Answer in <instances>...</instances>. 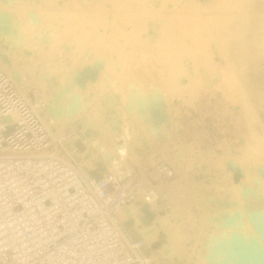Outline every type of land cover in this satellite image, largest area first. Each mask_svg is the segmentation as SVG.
Wrapping results in <instances>:
<instances>
[{
	"label": "rangeland",
	"instance_id": "1",
	"mask_svg": "<svg viewBox=\"0 0 264 264\" xmlns=\"http://www.w3.org/2000/svg\"><path fill=\"white\" fill-rule=\"evenodd\" d=\"M9 1L8 4V0H0V28L10 22L7 29L4 27L6 30L0 29V42L8 45L7 48L14 44L7 49V54L23 67L24 74H33L30 78H36L35 85L41 87L42 93L63 105L77 99L85 102L86 106H92L88 94L92 91L93 82L105 77L110 81L107 87L111 90L104 94L109 100L106 102L109 108L102 100L99 108L97 100L93 109L99 115L92 116L89 113L91 109L83 115L81 113L77 122L80 129L84 121L88 122L93 126L88 129V134L94 132L91 135L96 134L100 138L105 134L111 141L123 131L120 130L119 134L115 131L116 127L120 129L123 126L118 104L130 112L137 111L130 115L133 128L138 131L132 142L133 150L128 151L127 157L131 156V166L135 170L141 169L142 174L157 160L172 158L175 162L164 141L176 133L180 101L191 105L203 91L213 90L226 98L225 101L241 105L249 130L245 142L232 151L205 150L206 166L192 169L203 171V174H195L191 180L190 194L180 197L175 208H169L167 212L155 210L151 215L153 220L160 214L173 231L178 232L183 251L181 258L184 260L176 257L175 263L171 262L169 255L172 257L175 253L169 237L171 234L167 235L165 228H159L158 222L153 224L156 227H151L157 235L150 246L153 250L164 249L162 264H200V259L206 256L215 257L212 259L214 264H264V208L252 210L250 206L251 211L245 202L249 192V195H259L260 200H264L260 194L264 193V154L251 149L261 145L264 152V0ZM166 26L170 27L169 32ZM17 28L19 34L15 31ZM7 30L9 35L5 33ZM86 78L89 81H85ZM150 108L154 110L152 116ZM153 117L158 118L154 124ZM95 125H100L101 130H94ZM150 131L154 134L150 135ZM76 143L84 152L82 155L92 156L82 140ZM174 145L177 147L176 141ZM135 148L142 152V165L141 160L133 162ZM93 159L95 172L103 175L102 163L97 161L98 158ZM175 164L181 168L182 174L192 167V164ZM228 165L232 167L231 172ZM215 178L216 181L211 182ZM255 178L261 180L255 181ZM215 183L224 196L220 201L223 205L220 211L207 210L200 204L201 188L209 189ZM248 185L251 188L243 195V189L249 188ZM256 215L262 217L261 221L255 220ZM208 222L215 223L216 230L208 231L205 226Z\"/></svg>",
	"mask_w": 264,
	"mask_h": 264
},
{
	"label": "built area",
	"instance_id": "2",
	"mask_svg": "<svg viewBox=\"0 0 264 264\" xmlns=\"http://www.w3.org/2000/svg\"><path fill=\"white\" fill-rule=\"evenodd\" d=\"M36 82L27 80L23 88L0 67V264H157L153 247L132 235L118 212L138 198L166 212L175 208L190 194L195 174H203L192 169L206 166L204 151H232L249 131L239 103L203 91L191 105L180 101L178 128L164 141L175 162L157 160L142 174L127 157L121 169L96 177L91 175L95 159L73 156L83 153L77 140L88 149L80 124L59 123ZM101 100L109 108L104 95ZM118 106L128 127L136 112ZM106 145H111L108 140ZM175 163L192 167L182 174ZM201 192V206L222 210V196L206 194V187Z\"/></svg>",
	"mask_w": 264,
	"mask_h": 264
},
{
	"label": "bare ground",
	"instance_id": "3",
	"mask_svg": "<svg viewBox=\"0 0 264 264\" xmlns=\"http://www.w3.org/2000/svg\"><path fill=\"white\" fill-rule=\"evenodd\" d=\"M12 1V0H11ZM14 1V0H13ZM9 0H8V4H9ZM7 4V5H8ZM12 4V3H11ZM10 4V5H11ZM197 5V4H196ZM4 6V5H3ZM5 7H7L6 5H5ZM194 8V7H193ZM4 10V9H3ZM2 11V10H1ZM5 11V10H4ZM3 12V11H2ZM1 12V13H2ZM4 13V12H3ZM35 13V12H34ZM5 14V13H4ZM6 14H8V13H6ZM194 14H196V13H194ZM2 14H0V16H1ZM9 15V14H8ZM32 15V14H31ZM35 15V14H34ZM4 17H6V16H4ZM8 17V16H7ZM10 17V16H9ZM34 17V16H33ZM39 17V16H38ZM10 19V18H9ZM32 19V18H31ZM34 19V18H33ZM81 19V18H80ZM84 19V18H83ZM82 19V20H83ZM77 20H79V19H77ZM87 20V19H86ZM2 21V23H3V20H1ZM18 21H20V20H18ZM33 21V20H32ZM37 21V20H36ZM39 21V20H38ZM4 22H5V18H4ZM34 22H35V20H34ZM33 22V23H34ZM76 22H79V21H76ZM83 22V21H82ZM6 23H7V21H6ZM6 23H4V24H6ZM10 23V22H9ZM9 23H7V24H9ZM20 23V22H19ZM6 24V26H8ZM36 24V23H35ZM81 24V23H80ZM37 25V24H36ZM73 25V24H72ZM82 25V24H81ZM2 26H4L3 24H2ZM6 26H4V27H6ZM70 26V25H69ZM3 27V28H4ZM11 27V26H10ZM167 27V26H166ZM2 27L0 28V29H3ZM6 29H7V27H6ZM5 28L3 29V30H6ZM11 29V28H10ZM165 29V28H164ZM16 30H18V28L17 29H15V31ZM1 31V30H0ZM170 31V27L168 26L167 27V32H169ZM16 32H18V31H16ZM5 33H8V30L5 32ZM4 34V33H3ZM14 34H15V32H14ZM18 34H19V32H18ZM17 34V35H18ZM0 35H2V33H0ZM8 35H9V33H8ZM3 36H5V35H3ZM3 36H1V37H3ZM12 36V35H11ZM16 35H14V37H15ZM7 37V36H6ZM10 37V36H9ZM18 37V36H17ZM4 38V37H3ZM10 39V38H9ZM21 39H22V37H21ZM0 40L2 41V38H0ZM4 40V39H3ZM25 39H23V41H24ZM28 40V39H27ZM26 40V41H27ZM8 41V40H7ZM12 41V40H11ZM5 42V41H4ZM10 42V40L8 41V43ZM7 43V44H8ZM27 43V42H26ZM5 43L3 44L2 42H0V67H4V68H7V69H9L10 70V72L12 73V75L14 76V78L17 80V82L19 83V84H21V85H23V88H26V84H27V80H34V78H29L28 79V77H27V74H24L25 72H24V70H23V67H21V66H18L17 64H16V62L13 60V58H11L8 54H7V49L8 48H10V46H13L14 44H10V46L7 48V46L8 45H6V47H5ZM28 45V44H27ZM5 48H4V47ZM29 46V45H28ZM14 47V46H13ZM12 48V47H11ZM12 51V50H11ZM28 52H29V50H27ZM26 51V53H28ZM9 52V51H8ZM12 55V54H11ZM27 55H30L29 53L27 54ZM27 58V57H26ZM31 58V57H30ZM32 60V59H31ZM87 64V63H86ZM91 64V63H90ZM99 65H100V63H99ZM87 66V65H86ZM92 66V65H91ZM93 67V66H92ZM84 69H85V66L83 67ZM97 68V67H96ZM93 69V68H92ZM98 69H96V71H97ZM85 72H87L86 71V69L84 70ZM92 72V71H91ZM95 71H93V73H94ZM89 74H90V72H89ZM95 74L97 75L98 73H96L95 72ZM83 76V75H82ZM230 76V75H229ZM75 78V77H74ZM93 78V77H92ZM76 79H77V77H76ZM89 78H86V80L85 81H87ZM234 79V78H233ZM75 81V80H74ZM83 81V80H82ZM84 81V82H85ZM89 81V80H88ZM75 84H76V81L74 82ZM82 83V82H81ZM87 83V82H86ZM41 84V83H40ZM81 85H83V84H81ZM81 85H80V87H81ZM234 85V84H233ZM79 87V86H78ZM43 88V87H42ZM44 89V88H43ZM25 92H27V90L25 89ZM45 92V91H44ZM42 93V92H41ZM47 94V93H46ZM43 95H44V93H43ZM48 95V94H47ZM134 96H136V95H134ZM49 98H50V100H51V102H52V106L53 107H56V109L58 110V112L59 113H56L55 114V117H56V120L59 122V123H62V124H65V123H72L73 125H77V122H78V118L81 116V113L83 114V111L85 110V108H86V104H85V102H81V101H79V100H74V101H72L70 104H68V105H63L61 102H58L57 100H55L54 98H52L51 96H48ZM48 97H46L47 99H49ZM135 98H138V96L137 97H135ZM75 99V98H74ZM134 99V98H133ZM158 99V98H157ZM139 100H140V98H139ZM144 100V99H143ZM152 100V99H151ZM135 101V100H134ZM138 101V99L136 100V106H137V102ZM141 101L142 100H140V103H141ZM151 102V101H150ZM157 102V101H156ZM135 103V102H134ZM145 104V102H142V104ZM146 103H147V101H146ZM233 103V102H232ZM143 104V105H144ZM149 104V103H148ZM148 104H146V105H148ZM157 104V103H156ZM132 105H134V104H131V106ZM160 105V104H159ZM135 106V105H134ZM139 106V105H138ZM137 106V107H138ZM149 106V105H148ZM153 107V106H152ZM151 107V108H152ZM131 108H133V107H131ZM151 108L150 109H148V110H150L149 112H150V115H151V113L154 111V110H156L157 109V107H154L153 109V111L151 110ZM156 108V109H155ZM129 110V109H128ZM137 112V111H136ZM157 113H159V112H157ZM160 113H161V111H160ZM103 114V113H102ZM143 114V113H142ZM149 114V113H148ZM148 114H147V116H148ZM155 114V113H154ZM145 116H146V114H144ZM160 115V114H159ZM146 116V117H147ZM152 116V115H151ZM149 117V116H148ZM162 117H163V115H162ZM149 118H151V117H149ZM148 118V119H149ZM108 119V118H107ZM147 119V120H148ZM157 117L156 118H154L153 117V120L155 121V122H153V124L154 123H156L157 122ZM85 120H87V117L85 118ZM144 120V119H143ZM112 121V120H111ZM151 121H152V119H151ZM163 121V120H162ZM161 121V122H162ZM147 123H148V121H147ZM150 123H152V122H150ZM163 123V122H162ZM152 124V125H153ZM82 125H83V123H82ZM151 125V124H150ZM151 125V126H152ZM160 125H162V124H160ZM159 125V126H160ZM158 126V127H159ZM58 127V126H57ZM91 127H93L91 124H88V122H85L84 121V125L82 126V134L84 135V138L86 139V141H87V144H88V153H89V151L91 152V154H92V156L90 155V157L89 158H98V160L97 161H99V162H101L102 164H101V166H102V168H103V173L102 174H104L107 170H109V169H121L120 168V166L121 165H123L124 163H125V159L127 158V153H129L128 151L130 150H133L132 149V147H131V137H132V133H133V131H131L130 130V128L129 127H124V129H123V131L121 132V134H119V135H116L117 137H115V139L114 140H112V141H109V143H112L113 145H106V144H104L103 143V141H101V138L100 137H97L96 136V134H95V136L94 135H91V134H93L94 132H92V133H90V134H88V129L89 128H91ZM153 127V126H152ZM154 128V127H153ZM94 129V128H93ZM160 129V128H159ZM90 130H92V129H90ZM94 130H96V129H94ZM151 130V129H150ZM55 131V130H54ZM154 132H155V134H156V131L155 130H153ZM157 131H158V129H157ZM160 131V130H159ZM158 131V132H159ZM152 131H150V135L151 134H154V132L153 133H151ZM96 133V132H95ZM98 134V133H97ZM99 136V135H98ZM121 137H124L125 138V141L124 142H121V143H119L118 141H119V139L121 138ZM154 137V136H153ZM263 137V136H262ZM261 138V137H260ZM258 140V139H257ZM262 142V141H261ZM147 143V142H146ZM258 144H261L260 142L258 143ZM263 145V144H262ZM72 146H74L73 145V143H72ZM246 146V145H245ZM256 148H252L251 147V149H256V151H258L259 153L260 152H262V154H264V152H263V147L261 146V145H256L255 146ZM119 148H121V150H122V152H123V154L121 155L120 153H119ZM249 148V147H248ZM247 149V148H246ZM251 151H253V150H251ZM84 153V152H83ZM86 153V152H85ZM258 153V154H259ZM132 154V153H131ZM255 154H256V152H255ZM84 155V154H83ZM83 155H81V153H80V151H76V153H75V155L73 154V156L74 157H84ZM129 155V154H128ZM89 156V155H88ZM128 157H131V156H128ZM263 157H264V155H263ZM142 152H140V150L138 151L136 148H135V154H134V156H133V162L134 161H136L137 162V160H141V163H142ZM256 158V157H255ZM131 159V158H130ZM238 160V159H237ZM259 160H262V158L261 159H259ZM236 161V160H235ZM140 162V161H139ZM132 164V163H131ZM136 164H138V163H136ZM239 164V163H238ZM100 165V164H99ZM98 165V166H99ZM230 165V164H229ZM229 165L227 166L228 168H229ZM242 165V164H241ZM235 166V165H234ZM233 166V167H234ZM238 165L236 164V168H238L237 167ZM247 166H248V164H247ZM247 166H246V168H247ZM261 167H262V164L260 165ZM259 166V167H260ZM245 167V166H244ZM258 167V168H259ZM230 168H232L231 166H230ZM230 168H229V171H230ZM82 169L84 170H87L86 168H85V166H82ZM95 165H94V167H93V170H92V173H91V175H94V173H96L95 172ZM98 169V168H97ZM100 169V168H99ZM98 169V170H99ZM241 169V168H240ZM239 169V170H240ZM252 170V168L250 167L249 168V171H250V174H251V170ZM264 169V168H263ZM102 170V169H101ZM231 170H234V169H231ZM238 170V169H237ZM243 170V169H242ZM248 170V169H247ZM244 171V170H243ZM231 172V171H230ZM245 172V171H244ZM253 172V171H252ZM258 172V171H257ZM247 173V172H246ZM98 174H99V172H98ZM237 174V173H236ZM239 174V173H238ZM244 174V173H243ZM249 174V175H250ZM246 175H248V174H246ZM257 175V174H256ZM99 176H102L101 175V173L99 174ZM253 176V175H252ZM237 177H238V175H237ZM243 177H245V176H243ZM242 178V177H241ZM263 178V177H262ZM243 179V178H242ZM258 179V178H257ZM256 178H255V181L257 180ZM260 179V178H259ZM258 179V180H259ZM247 180V179H246ZM261 180V179H260ZM264 180V179H263ZM239 181H240V179H239ZM239 181H238V183H239ZM245 182V181H244ZM258 183V182H257ZM242 184H244V183H242ZM247 184V183H246ZM245 184V185H246ZM248 187H249V185H248ZM261 187V186H260ZM259 187V188H260ZM251 188V187H250ZM262 190V189H261ZM259 191H260V189H259ZM249 192V191H248ZM257 192V191H256ZM250 193V192H249ZM249 193H248V195L247 196H249ZM259 193V192H258ZM260 194H262L263 196L262 197H264V193H260ZM259 196V195H258ZM246 198H248V197H246ZM259 198V197H258ZM259 199H261V198H259ZM157 204L155 203V202H152V201H148L147 199H145V198H138V199H136L135 201H133V202H131V203H129L128 205H126L124 208H122L119 212H118V216H119V218L122 220V222H124V224H125V226L127 227V229H128V231L132 234V235H142L144 238H145V241H146V243L147 244H149L150 245V243L154 240V236L155 235H157V234H155L154 232H152V229H151V227H153L154 225V223H156V222H158L159 224H160V227L159 228H162V230H163V228H165V230H166V232H167V235L169 234H171L169 237L172 239V243H173V245H174V249H175V253L172 255V257L169 255V257H170V259H171V262L173 261H176L177 259H176V257H183V251H182V247H181V240H180V238H178V232H174L173 231V228H172V226L170 225V224H168L167 223V221H164V218H163V216H161L160 214H157V216L155 217V219H153V220H151V218L152 217H154V216H152L151 217V215L152 214H154L155 213V210L156 211H158V210H160L159 209V207L158 206H156ZM182 206V205H181ZM252 209V207H250V210ZM259 209V208H258ZM258 209H255L256 211H258ZM261 209V208H260ZM252 210H254V207H253V209ZM251 210V211H252ZM264 210V209H263ZM250 211V212H251ZM260 211V210H259ZM254 212V211H253ZM253 212H252V215H253ZM216 214V213H215ZM259 214V213H258ZM165 215H167V214H165ZM262 215V214H261ZM256 216H258V215H256ZM255 216V217H256ZM264 216V215H263ZM210 217V216H209ZM208 217V218H209ZM211 217H212V215H211ZM215 217H216V215H215ZM251 218H252V216H251ZM254 218V217H253ZM260 219H262V217L261 216H258V217H256V219L255 220H257V221H261ZM209 220V219H208ZM214 220V219H213ZM230 220V219H229ZM254 220V221H255ZM211 222V221H210ZM226 222H228V221H226ZM230 223V222H229ZM259 223H261V222H259ZM258 223V224H259ZM261 225V224H260ZM257 226H259V225H257ZM263 226V225H262ZM154 227H156V226H154ZM263 228V227H262ZM264 230V229H263ZM159 231V230H158ZM263 232V231H262ZM158 233V232H157ZM224 236H225V234H224ZM233 241H235V240H233ZM237 242V241H236ZM235 242V243H236ZM225 244V243H224ZM208 245V244H207ZM234 245V244H233ZM232 245V246H233ZM241 245V244H240ZM155 246V245H154ZM204 247H207V246H204ZM237 247V246H236ZM235 248V247H234ZM220 249V248H219ZM237 249V248H236ZM228 250V249H227ZM154 251V253H155V256H156V261H157V264H162V258H161V254H163L162 253V251H164V249L162 248V249H158V250H153ZM213 251V250H212ZM221 251V250H220ZM238 251V250H237ZM243 251V250H242ZM214 252V251H213ZM212 253V252H211ZM240 253H241V251H240ZM245 253H247V252H245ZM184 254H185V252H184ZM209 254V253H208ZM214 254V253H213ZM254 254V253H253ZM200 255H201V253H200ZM199 255V256H200ZM187 256V255H186ZM244 256V255H243ZM164 257V256H163ZM239 257V256H238ZM237 257V258H238ZM167 258V257H166ZM199 258V257H198ZM213 258H215V257H202L201 259H200V264H214V262L212 261V259ZM221 258V257H220ZM247 258H249V256L248 257H246V259ZM255 258V257H254ZM164 259V258H163ZM169 259V258H168ZM176 259V260H175ZM182 259V258H181ZM216 259V258H215ZM235 259V258H234ZM259 259V258H258ZM167 260V259H166ZM182 260H184V259H182ZM249 260V259H248ZM168 261V260H167ZM170 261V260H169ZM219 261H221V260H219ZM253 261H255V260H253ZM169 263V262H165V264H172V263ZM218 262V261H217ZM226 262V261H225ZM246 262V261H245ZM175 263V262H174ZM220 263V262H219ZM218 263V264H219ZM249 263H251V262H249ZM248 263V264H249ZM257 263V262H256ZM223 264H224V262H223ZM227 264V263H226ZM254 264H255V262H254ZM258 264V263H257Z\"/></svg>",
	"mask_w": 264,
	"mask_h": 264
},
{
	"label": "crops",
	"instance_id": "4",
	"mask_svg": "<svg viewBox=\"0 0 264 264\" xmlns=\"http://www.w3.org/2000/svg\"><path fill=\"white\" fill-rule=\"evenodd\" d=\"M93 52H94V50H93ZM108 82H110L106 77L105 78H103V79H99L98 81H96V82H93V84H92V91L91 92H89V94H88V100H92V103H93V105H94V103L97 101V100H99V102L97 103V105L99 106V108L102 106V103H101V96L102 95H104L107 91L108 92H110V87H107V83ZM116 84V83H115ZM93 92H95V93H93ZM87 98V97H86ZM85 100V99H84ZM93 105L91 106H86V108H85V110L83 111V112H87L88 110L87 109H91L90 110V114L93 116V115H99L98 113H97V111L96 110H94L93 109ZM91 107V108H90ZM99 108L97 109V110H99ZM83 115V114H82ZM80 124V123H79ZM129 124H132V122L131 121H129L128 122V127H129ZM136 124V123H135ZM125 126V123L123 124V127ZM139 127V126H138ZM95 128H98V129H100L101 130V126L100 125H95ZM139 129H141L140 127H139ZM104 130H105V133L107 132L108 133V131H107V129H105L104 128ZM131 130V129H130ZM133 131V133H132V142L134 141V138H136V132L138 131V130H136V129H134V130H132ZM102 136H101V138H102V141H103V143H105L106 144V141L108 140L109 141V139H108V136L107 135H105V134H101ZM115 137H117V136H114V138L112 139V140H114L115 139ZM111 140V141H112ZM111 145H113L112 143H110ZM144 162V161H143ZM142 162V163H143ZM142 163H141V165H142ZM213 181H216V178L215 179H213L212 180V182ZM206 194H208V195H220V196H222V197H224L223 196V193H222V190L221 189H219L218 188V184L217 183H215V184H213V186H211V187H209V189L207 188V193ZM246 206H248V207H250V206H252V207H254V208H264V200H260V199H258L255 195H252V194H250L249 196H248V198L246 199ZM207 210H210V211H218L219 209H218V207H217V205H212L211 207H210V209L208 208ZM206 226V228L207 229H209V228H212V229H215L216 230V228H215V226H214V224L212 223H210V224H208V225H205Z\"/></svg>",
	"mask_w": 264,
	"mask_h": 264
},
{
	"label": "water",
	"instance_id": "5",
	"mask_svg": "<svg viewBox=\"0 0 264 264\" xmlns=\"http://www.w3.org/2000/svg\"><path fill=\"white\" fill-rule=\"evenodd\" d=\"M57 99H58V96H57ZM161 99H162V98H161ZM52 109L55 110L57 113H59L58 110L56 109V107H54V108H52ZM116 128H118V127H116ZM118 129H119V128H118ZM97 133H99L98 130H97ZM94 175H95L96 177L99 176L97 173H94ZM249 190H250V187H249V188H246V187H245V188L243 189V195L247 194V192H248ZM255 196L258 198V195H255ZM227 218H228V217L225 218L226 221H227ZM209 257H210V256H209Z\"/></svg>",
	"mask_w": 264,
	"mask_h": 264
}]
</instances>
